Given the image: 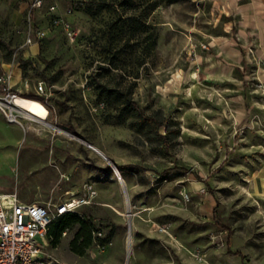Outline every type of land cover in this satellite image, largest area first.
<instances>
[{"label":"rangeland","instance_id":"obj_1","mask_svg":"<svg viewBox=\"0 0 264 264\" xmlns=\"http://www.w3.org/2000/svg\"><path fill=\"white\" fill-rule=\"evenodd\" d=\"M36 1L0 0V74L44 81L52 125L0 109V192L92 182L103 232L48 240L52 264H264V0Z\"/></svg>","mask_w":264,"mask_h":264},{"label":"built area","instance_id":"obj_2","mask_svg":"<svg viewBox=\"0 0 264 264\" xmlns=\"http://www.w3.org/2000/svg\"><path fill=\"white\" fill-rule=\"evenodd\" d=\"M40 3L38 0L34 5ZM53 20L56 23L62 22L58 17ZM39 33L43 34L42 31ZM29 41L32 42V38ZM10 77V74H0V109L8 116L15 117L19 112L24 113L18 99L31 96L14 88ZM37 93L40 96L38 99L46 104L42 97L48 96L44 81L39 82ZM89 146L93 145L89 143ZM120 178L123 179L121 175ZM96 195L97 188L92 182L85 184V194L82 197H73L54 204L27 202L17 192H0V264H52L45 254L52 221L66 212L76 211L81 204L90 203ZM94 233L97 237L103 235L102 230H95ZM99 246L105 248L106 244Z\"/></svg>","mask_w":264,"mask_h":264},{"label":"trees","instance_id":"obj_3","mask_svg":"<svg viewBox=\"0 0 264 264\" xmlns=\"http://www.w3.org/2000/svg\"><path fill=\"white\" fill-rule=\"evenodd\" d=\"M130 1L131 0H127ZM179 0H147L145 16L155 9L160 4H169ZM133 19V18H132ZM34 98H39L38 94H27ZM136 105V104H135ZM77 225L78 228L70 241V247L72 251L79 255H83L87 248L91 246L93 242V233L95 230H99L94 220L88 215H82L77 211H69L54 219L49 228L48 240L57 245L64 232L73 226ZM100 238V237H99ZM102 244H105L103 242ZM229 252L237 254L243 257V253L239 250H232L229 247Z\"/></svg>","mask_w":264,"mask_h":264},{"label":"bare ground","instance_id":"obj_4","mask_svg":"<svg viewBox=\"0 0 264 264\" xmlns=\"http://www.w3.org/2000/svg\"><path fill=\"white\" fill-rule=\"evenodd\" d=\"M18 103L24 108V114L30 119H40L47 125H52L45 121V119L49 116L50 110L48 106L34 97H21L18 99ZM60 130V129H59ZM93 145V144H92ZM92 148L102 157L107 158L105 156V152L96 145H93ZM130 250V248H129Z\"/></svg>","mask_w":264,"mask_h":264},{"label":"water","instance_id":"obj_5","mask_svg":"<svg viewBox=\"0 0 264 264\" xmlns=\"http://www.w3.org/2000/svg\"><path fill=\"white\" fill-rule=\"evenodd\" d=\"M106 156V155H105Z\"/></svg>","mask_w":264,"mask_h":264}]
</instances>
